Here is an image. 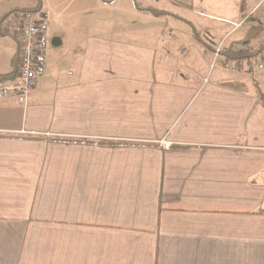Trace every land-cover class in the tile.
Segmentation results:
<instances>
[{
	"label": "crops",
	"instance_id": "0c3cea01",
	"mask_svg": "<svg viewBox=\"0 0 264 264\" xmlns=\"http://www.w3.org/2000/svg\"><path fill=\"white\" fill-rule=\"evenodd\" d=\"M2 1L0 76L26 8ZM135 1L221 48L264 40L263 0L76 3L28 102L0 98V264H264V79L228 84L190 26Z\"/></svg>",
	"mask_w": 264,
	"mask_h": 264
},
{
	"label": "built area",
	"instance_id": "2783aa9c",
	"mask_svg": "<svg viewBox=\"0 0 264 264\" xmlns=\"http://www.w3.org/2000/svg\"><path fill=\"white\" fill-rule=\"evenodd\" d=\"M11 36L17 45V76L12 80L0 78V97L16 95L20 102H26L30 93L42 80L48 68V56L52 47L48 16L42 10L13 13ZM221 45L214 53L220 58ZM224 68H239V63L225 60ZM263 68V65H260ZM164 150L171 149V143L163 142Z\"/></svg>",
	"mask_w": 264,
	"mask_h": 264
},
{
	"label": "rangeland",
	"instance_id": "374dc122",
	"mask_svg": "<svg viewBox=\"0 0 264 264\" xmlns=\"http://www.w3.org/2000/svg\"><path fill=\"white\" fill-rule=\"evenodd\" d=\"M79 1L80 0H4L2 2L4 4H7L8 2L10 6L17 5V6L26 7V8L33 7V6L38 5L39 3H42L45 6V11L43 12L47 14L48 19H49V24L51 25L50 32L53 33L54 31H56V29H58V27L60 26L63 27V23L66 22V19L71 15L72 10L76 7V3H78ZM217 3L219 4V2ZM253 19L257 21H261L264 27V0L259 4L258 10L253 15ZM69 20H72V19H68V22ZM253 45L254 47L252 48L254 50H258L261 46H264V40L262 39V41H258L257 43L254 41ZM224 62L225 60L222 59L221 57L217 58L215 59L213 66L216 65L215 68L220 69L222 67H220L218 64L223 66ZM255 62L256 63H254L252 67L253 73H251L248 69H245V67L244 69L241 68L242 72L237 73V72H234V70L232 69L233 67H230V68H223L224 72L222 71L223 73L221 77L223 78V80H226L227 82H229L228 84H231L236 87H243L253 93H256L257 89L254 88L253 78L257 76L261 80L264 79V67L263 68L260 67V65L264 66V56L263 57L260 56L259 58H257ZM181 65L182 64H178L177 67L179 70L184 72L183 71L184 68ZM216 70L217 69H215V71H213L210 75H213L216 72ZM257 70L259 71L257 72ZM186 71L190 72V70H186ZM6 97H15L20 104H26L29 100L28 98L26 102L24 103L20 102L17 96L14 94H12L11 96H6ZM0 98H5V97H0Z\"/></svg>",
	"mask_w": 264,
	"mask_h": 264
},
{
	"label": "trees",
	"instance_id": "16d2710c",
	"mask_svg": "<svg viewBox=\"0 0 264 264\" xmlns=\"http://www.w3.org/2000/svg\"><path fill=\"white\" fill-rule=\"evenodd\" d=\"M135 4H136V7L139 11L150 12L153 16H156V17L171 16V17H174V18L178 19L179 21L187 24L188 26H190L195 31L197 41L208 52H210L211 54L215 53L216 48H217V44L214 41L204 39L201 36V34L198 32V30L196 29V27L194 26V24L192 22L188 21L187 19H185L181 16H178V15H175V14H172L169 12L156 10L153 8H142L141 6H139L136 3V1H135ZM39 7H41V3H39L35 8L16 9V10L12 11V13L16 12V11L35 12V11L39 10ZM8 15L3 16L2 19H6L8 17ZM263 49H264V46H261L258 50H254L252 48L251 40L246 38V39H242V40H238V41H233L229 45L223 46L220 50V57L222 59L228 60V61L233 62V63L246 62L248 64V66L251 67L253 60L255 58L261 56ZM12 63H13V70L8 74L0 76L1 79L12 80V79L16 78L17 69H18V67H17V56L13 59ZM259 93H260L261 100L264 101L263 92L259 91ZM108 144L109 145H119V143H114V142H111Z\"/></svg>",
	"mask_w": 264,
	"mask_h": 264
},
{
	"label": "water",
	"instance_id": "95a60500",
	"mask_svg": "<svg viewBox=\"0 0 264 264\" xmlns=\"http://www.w3.org/2000/svg\"><path fill=\"white\" fill-rule=\"evenodd\" d=\"M55 42H56V39L54 38V39H53V43L55 44Z\"/></svg>",
	"mask_w": 264,
	"mask_h": 264
}]
</instances>
